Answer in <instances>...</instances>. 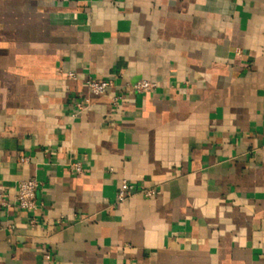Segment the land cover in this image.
Returning a JSON list of instances; mask_svg holds the SVG:
<instances>
[{
    "label": "crops",
    "instance_id": "1",
    "mask_svg": "<svg viewBox=\"0 0 264 264\" xmlns=\"http://www.w3.org/2000/svg\"><path fill=\"white\" fill-rule=\"evenodd\" d=\"M0 195V264H264V0H0Z\"/></svg>",
    "mask_w": 264,
    "mask_h": 264
},
{
    "label": "built area",
    "instance_id": "2",
    "mask_svg": "<svg viewBox=\"0 0 264 264\" xmlns=\"http://www.w3.org/2000/svg\"><path fill=\"white\" fill-rule=\"evenodd\" d=\"M68 77H74V72H67ZM84 85L90 94L98 95L106 92L108 89L115 86L114 80L111 78L107 79H96L92 76H85ZM128 87L135 93H148L156 89L157 83L148 79H139ZM121 93L114 95L112 98L113 104H116L117 101L121 98ZM89 103V98L87 96L76 98L73 101L74 109L71 113L72 116H75L77 113L82 111L86 105ZM21 161H25L26 157H20ZM70 170L77 174L82 172L81 164L78 161L71 162L69 164ZM39 182L35 177H28L20 179L15 184V196L13 204L22 210L35 211L40 205L36 199V191L38 188ZM144 197H153L157 194V190L154 188H145L141 187L137 190ZM135 192V186L128 182L125 179H122L119 187L117 189L115 200L116 202H121L127 199ZM0 195L2 205H9ZM30 224L35 223V219L31 218L29 220ZM47 264H51V255L49 252L44 255Z\"/></svg>",
    "mask_w": 264,
    "mask_h": 264
}]
</instances>
